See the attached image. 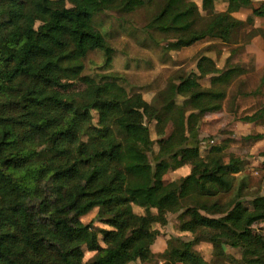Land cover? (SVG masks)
<instances>
[{
	"label": "trees",
	"instance_id": "trees-1",
	"mask_svg": "<svg viewBox=\"0 0 264 264\" xmlns=\"http://www.w3.org/2000/svg\"><path fill=\"white\" fill-rule=\"evenodd\" d=\"M214 1L200 0L202 17L192 0H146L157 8L146 28L174 35L169 45L176 50L206 38L228 43L241 23L230 13L240 8L264 16V1L252 7L250 0H226L228 14L220 23L210 12ZM138 4L0 0V264H74L71 251L79 246L93 252L82 264L146 261L159 233L152 225L164 224L169 212L176 213V229L191 238H168L161 264H209L194 248L202 240L218 249L215 255H223L221 244L238 248L239 259L229 257L234 264H264L263 228L256 226L264 224V194H248L237 178L239 158L214 157L201 164L198 175L162 180L179 156L198 154L183 135L184 110L219 111L221 84L237 75L236 68L220 71L196 62L197 73L181 75L175 86L181 104L169 100L162 110L137 92L128 94L116 76L97 82L80 75L88 52L102 51L104 65L112 53L93 16L128 12ZM205 75L209 85L201 87L197 79ZM78 82L81 90L68 94ZM262 118L264 105L244 116L250 122ZM148 120H171L179 128L178 137L151 160ZM132 205L143 212L135 213ZM93 208L107 228L80 221ZM74 229L84 230L82 239H70Z\"/></svg>",
	"mask_w": 264,
	"mask_h": 264
},
{
	"label": "rangeland",
	"instance_id": "rangeland-1",
	"mask_svg": "<svg viewBox=\"0 0 264 264\" xmlns=\"http://www.w3.org/2000/svg\"><path fill=\"white\" fill-rule=\"evenodd\" d=\"M135 1H139L140 4L131 11L106 10L93 16V25L112 48V53L109 63L104 65L102 51L95 49L88 52L83 58V69L80 75L89 76L97 82L104 75L116 76V82L128 94L137 92L145 101L157 106L158 109L169 100L175 101L177 107L181 104L183 98L175 94V86L181 75L189 72L197 73L196 62H202L203 68L212 65L221 71L223 67L220 68V66L229 62L228 58L232 55V44H244L253 35L261 38V29L255 32L256 27H253V22L248 19L246 22L241 21L239 26L233 28L231 40L228 43L206 38L187 47L173 50L169 42L174 35L162 34L146 28L148 21L156 12V5H151L146 0ZM192 1L197 5L199 14L206 17V12L199 8L200 0ZM227 9L226 0H215L210 12L217 17L220 23H223L228 14ZM233 74L228 83L221 84L225 97L220 101L219 111L202 115L196 110H187V107L184 110L183 135L186 136L187 145L197 146L198 154L195 158L179 156L174 162V168H167L162 173L164 182L177 180L187 174L198 175L201 164L214 157H218L221 162L236 157L242 161V169L237 178L245 181L248 194L250 195L253 188L260 185V176L263 174L261 166L264 164V136L254 139H245L244 136L258 133L254 125H258V128L262 130L261 134H264V126H262L264 118L257 120L256 123H249L250 121L245 120L244 116L263 105L264 99L255 100L254 98L258 87V81L254 77L239 76L235 72ZM208 77L209 75H205L197 79L201 87L209 85ZM82 87L83 85L78 82L67 92L76 94ZM172 112L176 113L175 109H172ZM90 116V123L95 125L96 112L91 111ZM145 124L149 138L152 140V153L148 154V159L151 160L159 149L169 145L178 137L179 128L171 120L158 124L153 120H148ZM251 167L255 172H250ZM247 198L248 196L244 197V199ZM131 207L135 213L143 212L137 206L132 205ZM151 212L154 213V210ZM96 213L97 208H93L82 215L80 221L91 223L95 229L107 228L106 225L97 221ZM165 219L164 224L152 225L159 233L150 245L152 256L149 260L127 264H161L166 259L164 250L168 238L182 240L191 238V234L179 232L176 229V213H166ZM261 226L263 227L264 224ZM83 235V229H74L70 232V239L80 240ZM98 240L103 246L99 234ZM194 248L203 258H207L210 264H234L229 261L230 255H215L218 249L215 246L212 247L206 240L197 243ZM92 254L93 252L86 251L83 246L75 247L71 251L74 264H82Z\"/></svg>",
	"mask_w": 264,
	"mask_h": 264
},
{
	"label": "crops",
	"instance_id": "crops-1",
	"mask_svg": "<svg viewBox=\"0 0 264 264\" xmlns=\"http://www.w3.org/2000/svg\"><path fill=\"white\" fill-rule=\"evenodd\" d=\"M263 1L264 0H250V4L252 7H256ZM231 14L233 17H235L236 19L242 22L243 21L246 22L248 19H250L251 22H253L252 23L253 27H256L254 31L258 32L257 29H261L264 35V16L252 15L249 8H240L237 11L231 12ZM263 35H261L262 39L260 37L253 35L251 36V39L246 41V43L244 44H240V43L232 44L231 49L233 50V52L231 53L232 57L230 56L231 59L228 58L229 62L225 63L224 66H220V68L223 67L222 68L223 70H230V69L238 67L237 74L239 76L249 75V76L254 77L258 81L257 91L254 93V98H256L255 100H258L260 98L264 99V36ZM236 64H238L237 67H236ZM262 104L264 105V102ZM258 108L259 107H256L255 109H253L252 113ZM249 123H252V122H249ZM254 123H256V121H254ZM254 127L258 133L262 132V130L258 128V125H254ZM261 157L263 158V156ZM250 172L251 173L255 172L254 168L251 167ZM253 189L255 191L253 190L251 194L255 192L258 194H264V173L260 176V185H258V187H254ZM247 199H249V197ZM262 224L263 223L261 222L258 224V226L261 227ZM262 228L263 229L261 230V232L264 235V226ZM219 249L221 250L223 255H230V256L232 255V257L236 259H239L240 257L238 248L231 247L228 244H221ZM204 259L208 261L207 258H204Z\"/></svg>",
	"mask_w": 264,
	"mask_h": 264
},
{
	"label": "built area",
	"instance_id": "built-area-1",
	"mask_svg": "<svg viewBox=\"0 0 264 264\" xmlns=\"http://www.w3.org/2000/svg\"><path fill=\"white\" fill-rule=\"evenodd\" d=\"M261 171L264 173V164L261 166Z\"/></svg>",
	"mask_w": 264,
	"mask_h": 264
}]
</instances>
